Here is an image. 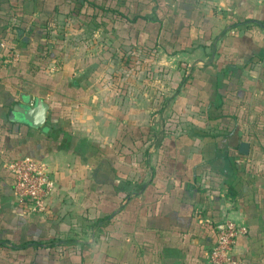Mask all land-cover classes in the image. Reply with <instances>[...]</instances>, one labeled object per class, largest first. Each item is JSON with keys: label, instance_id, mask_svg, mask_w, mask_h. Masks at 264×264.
Instances as JSON below:
<instances>
[{"label": "crops", "instance_id": "obj_1", "mask_svg": "<svg viewBox=\"0 0 264 264\" xmlns=\"http://www.w3.org/2000/svg\"><path fill=\"white\" fill-rule=\"evenodd\" d=\"M47 2L44 22V0L31 17L0 0V264H208L227 218L247 227L233 264H264V0ZM64 21L98 27L89 64ZM125 44L146 79L109 58ZM38 98L33 128L15 109ZM23 157L55 182L44 215L13 195L5 165Z\"/></svg>", "mask_w": 264, "mask_h": 264}, {"label": "built area", "instance_id": "obj_2", "mask_svg": "<svg viewBox=\"0 0 264 264\" xmlns=\"http://www.w3.org/2000/svg\"><path fill=\"white\" fill-rule=\"evenodd\" d=\"M11 57L15 55L11 54ZM5 168L14 179L13 195L26 205L27 212L35 215L47 213V200L55 182L44 164L23 157L6 163ZM247 227L232 219H225L217 232L216 240L207 252L208 264H233L235 245L240 237L246 236Z\"/></svg>", "mask_w": 264, "mask_h": 264}, {"label": "rangeland", "instance_id": "obj_3", "mask_svg": "<svg viewBox=\"0 0 264 264\" xmlns=\"http://www.w3.org/2000/svg\"><path fill=\"white\" fill-rule=\"evenodd\" d=\"M79 24L73 25L71 22L68 23V21H64L61 23H52L51 29H54V33L56 35H59L61 38H69L70 41L66 45L69 47H79L81 50L78 52L79 54H74V58H80V59H87L86 55L88 54H97L100 53L99 51H102L105 47V41L100 35H96L95 33L98 32V27L96 25H88V26H82L79 27ZM50 27V26H49ZM68 32H73L68 33ZM78 32L79 34L75 33ZM59 33V34H58ZM115 47V46H114ZM88 49V50H87ZM131 48L129 45L125 44L123 45L117 53H114L112 58L114 61L117 59L118 64H123L126 66L124 68V81L131 80L133 78V75H137L139 73V77L141 76V79L145 76V79L147 78V66H148V57L147 56H138L136 54L131 53ZM103 60H105L104 56L101 57ZM89 59V58H88ZM87 59L86 64H89V60ZM98 59V58H97ZM95 59H93L94 61ZM99 60V59H98ZM85 61H83L84 63ZM156 62V60H155ZM159 60L157 59L156 65L157 67H163L160 65ZM151 63V61H150ZM85 64V65H86ZM145 65V67H144ZM157 79L159 78L160 71H155ZM140 79V80H141ZM136 80H139L136 78ZM126 85L129 86V82H126ZM146 91V89H144ZM157 90H160L157 88Z\"/></svg>", "mask_w": 264, "mask_h": 264}, {"label": "trees", "instance_id": "obj_4", "mask_svg": "<svg viewBox=\"0 0 264 264\" xmlns=\"http://www.w3.org/2000/svg\"><path fill=\"white\" fill-rule=\"evenodd\" d=\"M33 1L35 2V0H27L26 5L22 9H20L22 11H25V15H27L28 17L29 16L31 17L32 14L36 12L37 3H34ZM29 2H32V3H29ZM44 3H45L44 4L45 6H44L43 11H41V13H44L43 14V18H44L43 21L47 22L49 20V17L51 16L52 12L54 11V9L48 10L49 6L46 3H49V2H47V0H44ZM84 4L86 5L87 9L84 8ZM81 6L82 7L79 8L80 10L76 14L77 17H79L80 19H83V18L91 19L92 18L93 20H96L99 18V13L104 11L103 8L99 7L98 5H95L94 3H81ZM14 8H15L14 6H11L12 10H14ZM70 13L67 12L66 14L69 15ZM103 13H105V12H103ZM109 13L112 15L118 14L117 11H115V10H111V11H109ZM120 16H122V15H120ZM21 18H22L21 20L23 22L19 26L16 27V29H17L16 34H18V35H20V34H22V32H24V30H25L24 27H25L26 22H27L25 20L24 16H21ZM135 19L136 18L134 17L133 21H135ZM129 22H131V20H129ZM43 31H44V29H42V32ZM45 32H46V35H45V38H46V36L48 34V30L45 29Z\"/></svg>", "mask_w": 264, "mask_h": 264}, {"label": "water", "instance_id": "obj_5", "mask_svg": "<svg viewBox=\"0 0 264 264\" xmlns=\"http://www.w3.org/2000/svg\"><path fill=\"white\" fill-rule=\"evenodd\" d=\"M16 113L20 116L21 121L28 124L33 128L42 127L47 119L49 111V105L42 99H36L30 106L16 107ZM244 144L241 145V149L245 148Z\"/></svg>", "mask_w": 264, "mask_h": 264}]
</instances>
